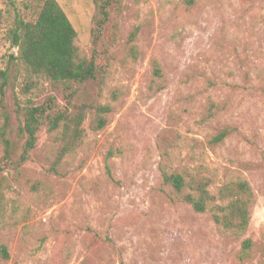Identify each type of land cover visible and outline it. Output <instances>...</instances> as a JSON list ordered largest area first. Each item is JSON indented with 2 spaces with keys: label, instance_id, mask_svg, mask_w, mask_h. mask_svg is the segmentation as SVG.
<instances>
[{
  "label": "rangeland",
  "instance_id": "374dc122",
  "mask_svg": "<svg viewBox=\"0 0 264 264\" xmlns=\"http://www.w3.org/2000/svg\"><path fill=\"white\" fill-rule=\"evenodd\" d=\"M14 1L28 21L42 3ZM57 2L77 33V45L88 52L93 0ZM124 5L122 38L99 97L113 106L107 123L94 130L88 114L86 137L61 163V176L44 171L52 143L45 128L19 171L5 169L0 246L9 257L0 255V264H264V0ZM11 22L7 14L0 21V69L8 73L2 86L0 78V125L6 116L17 124L24 108L49 96L66 103L60 86L29 74L10 56H17L7 36ZM134 27L137 59L126 57L122 44ZM154 57L162 77L153 73ZM209 96L226 99V109L200 122ZM170 110L180 116L174 170L198 167L211 176L214 190L235 177L250 183L251 218L240 236L220 231L208 213L171 200L161 184L156 137L167 127ZM226 126L234 130L221 143H210ZM110 149L112 177L105 166ZM244 238L252 246L240 260Z\"/></svg>",
  "mask_w": 264,
  "mask_h": 264
},
{
  "label": "trees",
  "instance_id": "16d2710c",
  "mask_svg": "<svg viewBox=\"0 0 264 264\" xmlns=\"http://www.w3.org/2000/svg\"><path fill=\"white\" fill-rule=\"evenodd\" d=\"M37 17L25 20L14 0H5L6 8L0 9V21L12 17L7 36L17 48L18 59L29 74L42 76L52 84L60 86L66 93L65 105H59L49 96L43 102L30 105L22 111L17 124L6 116L0 125V200L6 187L5 169L16 171L28 159L36 147L37 133L41 128L52 136V143L45 159L44 171L61 176V163L73 154L86 137L84 122L91 115V127L99 130L107 123L113 106L101 102V91L106 74L111 66L114 49L120 45L119 19L124 10V0H93L94 14L90 31V49L84 52L76 43L77 33L57 0H41ZM197 0H185L187 5ZM28 7V4L25 3ZM138 27L128 32L122 44L127 49L126 57L137 59L139 50L135 40ZM155 76L162 77L163 70L157 58L151 60ZM2 83L8 79L6 70L0 69ZM92 90H96L91 94ZM227 101L207 97L201 111L200 122H206L218 112L226 109ZM180 116L170 110L167 127L156 137L159 155L158 170L161 184L171 200L182 202L196 212H206L220 231L234 235L243 234L251 218L254 192L250 183L242 177L226 180L213 189V180L198 167H183L174 170L171 165L172 151L180 139L178 122ZM234 129L221 128L210 139V143H221ZM110 149L106 156L107 174L111 175ZM36 185V184H35ZM38 186V185H37ZM252 241L244 238L239 250V259L249 256ZM0 255L8 258L5 245L0 246Z\"/></svg>",
  "mask_w": 264,
  "mask_h": 264
}]
</instances>
